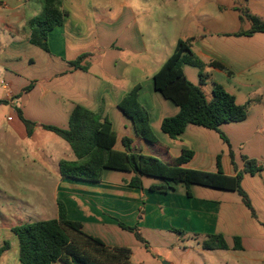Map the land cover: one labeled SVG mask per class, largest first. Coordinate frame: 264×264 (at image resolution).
Instances as JSON below:
<instances>
[{"label": "crops", "instance_id": "1", "mask_svg": "<svg viewBox=\"0 0 264 264\" xmlns=\"http://www.w3.org/2000/svg\"><path fill=\"white\" fill-rule=\"evenodd\" d=\"M60 1L67 15L49 32L46 51L30 41L31 21L42 14L43 0H0V101L8 107L7 121L14 134L23 141L56 135L46 127L68 129L73 111L82 107L111 121L116 151L151 155L169 164L191 151V160L180 166L211 173L218 172L220 157L223 173L232 177L244 169L245 158L263 168L245 174L241 183L253 214L237 192L191 185L189 196L183 184L173 185L167 193L154 192L149 188L163 181L147 176L142 178L143 189H137L128 186L132 172L106 169L99 182L63 178L60 162L77 158L56 135L69 148H58L62 144L55 141L43 148L46 155L56 153L52 157L58 168L52 176L48 165L42 167L46 182L54 179L51 201L56 212H44L50 216L46 220L58 218L62 201L67 217L81 222L85 233L109 247H129L134 264L149 262L133 260V250L144 245L119 222L138 226L141 235L151 232L159 248L173 252L179 248L172 245L174 238L167 242L160 238L174 229L184 231L190 241L183 255H197L202 264H264V33L238 35L251 28L243 11L264 20V0ZM188 38L194 39L192 50L206 64L201 88L207 99L213 98V86L219 84L238 105H248L245 120L220 126L228 142L217 131L192 124L174 139L161 129L163 119L176 116L179 107L155 90L153 78L178 40ZM81 56L85 57L78 67L71 65ZM183 71L191 83L200 85L199 68L185 64ZM136 85L141 86L139 102L149 113L155 144L139 137L132 119L118 107ZM21 116L34 124L31 136ZM124 139L129 140L128 149ZM36 166V160L25 156L14 162L6 172L9 185H22L31 193ZM34 191L40 193L41 210H49L42 203L48 200L44 190ZM21 220L16 212H0V249L8 244L0 264H22L13 228L32 222ZM209 235H222L228 249H203ZM236 238L240 249H235ZM168 258L166 264H175Z\"/></svg>", "mask_w": 264, "mask_h": 264}, {"label": "trees", "instance_id": "2", "mask_svg": "<svg viewBox=\"0 0 264 264\" xmlns=\"http://www.w3.org/2000/svg\"><path fill=\"white\" fill-rule=\"evenodd\" d=\"M43 4L42 14L31 21L30 41L48 51L49 32L60 26L67 14L60 0H43ZM243 16L250 21L251 28L238 35L251 36L255 33H264V20L247 11H243ZM193 41V38L179 39L172 55L154 75L155 90L179 107L176 116L163 119L161 129L174 139L192 124L215 130L228 142L219 130L220 126L245 120L248 105H238L235 97L219 84L213 86V98L207 99L201 88L207 78L202 72L206 64L194 54ZM84 57L81 56L71 65L78 67ZM185 64L200 69V85H195L186 78L183 71ZM210 65L220 70H227L218 62H211ZM140 89V85L134 86L120 101L118 107L132 119L136 134L145 141L155 144L158 140L152 131L149 113L139 102ZM2 103L4 101H0V105ZM21 119L27 127L28 135L31 136L34 124L26 121L22 116ZM46 129L66 141L77 158L76 161L60 162V173L63 178L99 182L106 169L132 172L134 177L128 182V186L137 189H143L142 178L147 176L163 181L162 185L149 188L154 192L167 193L177 184L185 185L189 196H191L189 191L191 185L237 192L244 205L254 214L241 183L245 174H255L262 170L263 165H259L255 160L245 158L244 169L232 177L223 173L220 157H218V172L211 173L180 166L191 160L193 156L191 151H185L171 164L151 155L128 150L119 152L114 149L116 134L111 121L101 113H93L82 107H77L73 111L68 129L55 127H46ZM123 143L128 149L129 140L124 139ZM58 207L57 219L21 224L13 228L19 239V257L22 264H134L131 260L132 250L129 247L107 246L100 238L85 233L81 222L70 220L62 201H58ZM119 225L134 233L137 240L149 250V244L141 235L138 226H128L122 222H119ZM174 230L184 234L181 230ZM202 247L205 250L228 249L222 235H209L202 242ZM7 248L8 244L0 249V254ZM240 248V240L236 238L235 249Z\"/></svg>", "mask_w": 264, "mask_h": 264}, {"label": "rangeland", "instance_id": "3", "mask_svg": "<svg viewBox=\"0 0 264 264\" xmlns=\"http://www.w3.org/2000/svg\"><path fill=\"white\" fill-rule=\"evenodd\" d=\"M7 111L8 107L0 105V212H16V216L19 219H22L21 221L23 222L44 221L50 217L49 213L45 214L44 212H56V207L51 201L54 188V184L51 182L54 179L52 178L46 182L45 177L42 175L44 172L42 167L48 165L49 173H51L52 176L55 175L58 168L52 157L53 155H56V153H50L49 155H46V152L43 151V148L47 147V143H52L53 141L60 142V144H62L59 145L58 148L63 145L67 146V148H69V146L56 135H51L50 137L48 135H40L32 140L30 139L28 141H23L11 130L10 124L7 121ZM58 148L56 147L55 150ZM24 156L33 161L36 160L38 165L36 168L33 167L36 170L32 172L30 178L32 184L31 193L25 191L22 185H9L8 177L6 175L7 168L14 162L23 160ZM35 187L42 188L44 190L48 200L42 203H46L49 206V210H47L46 207L45 211L41 210V202L39 200L41 196L40 193L34 191ZM30 212L41 213L36 215ZM27 216H30L31 218H27ZM139 219H141V217H139ZM142 235L148 242L150 248L149 251L145 247L133 250V260L136 262L149 261L147 264H158L157 261L159 262V260H161V264H166L170 261L168 258L170 257L174 260L175 264H190L192 261H195L196 264H202L201 258L197 255H183V247L190 241V239L187 238V234H179L175 230H172L169 234L166 233V235H163V238H160L163 239V242H167L170 236L173 237L175 241L172 245L175 246V244H177L179 247L175 249L174 252L171 251V249L163 250L159 248L156 244L157 239L152 236L151 232L146 233L145 235L142 232ZM192 242H194V240H192ZM152 254H154L156 258H153ZM160 256L162 257L160 258Z\"/></svg>", "mask_w": 264, "mask_h": 264}]
</instances>
